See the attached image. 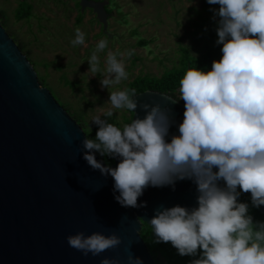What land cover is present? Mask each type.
Wrapping results in <instances>:
<instances>
[{"label":"clouds","instance_id":"obj_1","mask_svg":"<svg viewBox=\"0 0 264 264\" xmlns=\"http://www.w3.org/2000/svg\"><path fill=\"white\" fill-rule=\"evenodd\" d=\"M215 19L214 43L220 57L205 71H185L175 89L183 101L182 119L176 123L160 104L140 102L136 89L108 93L110 105L89 121L97 126L94 138L82 141V156L101 175L110 176L114 199L122 207H141L137 198L147 187L171 186L180 180L195 185V207L159 206L147 221L154 243H170L180 256L199 257L190 264H264V221L254 222L242 192L250 194L252 207L264 206V0H205ZM73 46L85 43V33L75 28ZM98 40L87 63L92 76L100 73L102 88L128 79L125 58L132 50L107 51ZM169 102H175L164 96ZM120 126L109 122L114 109L135 113ZM175 124L176 133L169 135ZM117 159L110 167L93 153ZM222 182V183H221ZM239 189V191H238ZM67 244L82 255H98L116 248L113 234L77 232ZM128 264H142L130 254ZM99 264H119L102 258Z\"/></svg>","mask_w":264,"mask_h":264},{"label":"water","instance_id":"obj_2","mask_svg":"<svg viewBox=\"0 0 264 264\" xmlns=\"http://www.w3.org/2000/svg\"><path fill=\"white\" fill-rule=\"evenodd\" d=\"M80 6L105 15L102 4L80 0ZM164 96L148 90L135 99L167 107L170 118L179 123L183 103ZM143 115L139 107L132 113L133 118ZM171 134H178L175 124ZM85 138L82 128L41 86L32 64L0 23V264H99L105 257L128 264L130 254L142 264H155L140 237L142 223L147 224L159 206L195 207L190 180L176 181L174 188L147 187L137 198L143 206H120L111 177L82 158L88 151L82 146ZM117 162L113 159L110 167ZM241 195L250 197L247 192ZM258 209L264 215V206ZM77 232L114 233L121 242L96 256L82 255L65 239Z\"/></svg>","mask_w":264,"mask_h":264},{"label":"rangeland","instance_id":"obj_3","mask_svg":"<svg viewBox=\"0 0 264 264\" xmlns=\"http://www.w3.org/2000/svg\"><path fill=\"white\" fill-rule=\"evenodd\" d=\"M30 2L33 8L29 17L17 21V0H0L4 28L24 46L37 76L45 80L54 99L71 113L83 114L87 128L94 126L89 121L92 116L102 115L110 106L109 92L124 89L137 76L159 77L178 68L180 47L192 57L201 56L211 46L207 36L215 35L210 9L217 6L205 0H99L104 17L80 11V22L70 4L55 7L45 0ZM77 27L85 33V43L73 46L70 40ZM101 38L107 40L105 51L99 53L101 63L107 51L130 49L133 53L125 58L128 79L109 88L100 86V73L92 76L87 72L88 56ZM141 40L146 42L144 46L137 45ZM113 111L114 116L108 119L121 122L125 110Z\"/></svg>","mask_w":264,"mask_h":264},{"label":"trees","instance_id":"obj_4","mask_svg":"<svg viewBox=\"0 0 264 264\" xmlns=\"http://www.w3.org/2000/svg\"><path fill=\"white\" fill-rule=\"evenodd\" d=\"M29 9L19 7L16 11L17 19H23L29 17ZM2 15L0 16L1 20ZM81 17V15H80ZM77 22H80V18H77ZM2 27L4 28V21H0ZM10 36V35H9ZM211 46H208V50L199 57H192L188 50L185 47H180L179 51V67L175 69H170L162 73L159 77L150 76V75H141L135 77L133 80L128 82L125 87L132 89H136V94L144 92V91H156L165 95H168L180 102L183 103L182 100H179L178 94L175 92V89L179 85V80L186 70L189 68H199L201 70H209L211 66V62L213 60H218L220 57L219 45L214 43L215 35L207 36ZM13 41L16 43L20 51L27 57L28 52L24 49V46L21 43H17L14 39ZM146 44L145 41H138V46H144ZM29 61V59H28ZM30 62V61H29ZM31 63V62H30ZM39 83L41 86L46 87L45 80L39 78ZM66 112L70 115V117L76 121V123L82 128L85 136L87 138H94L95 132L97 130V126L94 125L91 128H87V123L82 120L83 114L81 113H71L70 110L65 105H61ZM132 119V113L125 110V112L121 116V122H117L113 119H108L109 122L114 123L117 126L122 125L123 123H128ZM95 153V152H94ZM100 160L110 166L113 163V158H109L107 156L102 157L99 153H95ZM240 202L248 203V214L252 216L253 221H264V215L260 214L258 207H252L250 203V199L248 196H243L240 194L238 197ZM140 237L144 241L147 246V249L154 260L155 264H160V260L163 261V264H190V261L197 259L199 257V250L197 251L196 256H180L176 253V250L170 245V243H154L153 237L151 234V230L148 224L142 223V227L140 230Z\"/></svg>","mask_w":264,"mask_h":264},{"label":"flooded vegetation","instance_id":"obj_5","mask_svg":"<svg viewBox=\"0 0 264 264\" xmlns=\"http://www.w3.org/2000/svg\"><path fill=\"white\" fill-rule=\"evenodd\" d=\"M30 1H33V0H30ZM29 0H17V7L15 9V13L17 11V9L20 7L21 8V5H23V8H28L29 9V13H31V10H32V2H30ZM46 2H52L53 5H55V7H63L64 5L66 4H70L72 9H76L77 10V13L79 15L78 18H80V15H82V13H90V12H93L90 8H84V9H81V6H80V0H45ZM87 1H90V2H93V3H98V4H101V2H99V0H87ZM103 8V6H102ZM80 11L82 13H80ZM3 15L2 11H0V16ZM16 16V15H15ZM3 18V16H2ZM26 18H23V19H16L17 21H20V20H24ZM77 20V19H76ZM1 21V20H0ZM5 30V28H4ZM6 31V30H5ZM7 33V32H6Z\"/></svg>","mask_w":264,"mask_h":264}]
</instances>
